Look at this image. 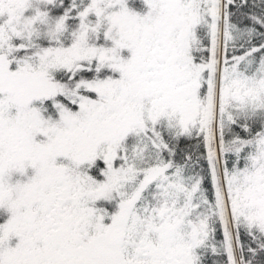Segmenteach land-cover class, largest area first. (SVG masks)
Wrapping results in <instances>:
<instances>
[{
	"label": "snow or ice",
	"instance_id": "1",
	"mask_svg": "<svg viewBox=\"0 0 264 264\" xmlns=\"http://www.w3.org/2000/svg\"><path fill=\"white\" fill-rule=\"evenodd\" d=\"M0 264H264V0H0Z\"/></svg>",
	"mask_w": 264,
	"mask_h": 264
}]
</instances>
